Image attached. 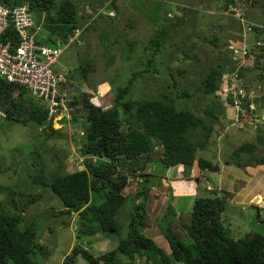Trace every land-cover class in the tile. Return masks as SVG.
<instances>
[{"label":"trees","instance_id":"obj_1","mask_svg":"<svg viewBox=\"0 0 264 264\" xmlns=\"http://www.w3.org/2000/svg\"><path fill=\"white\" fill-rule=\"evenodd\" d=\"M106 1L101 0L100 4L103 5ZM0 3L6 7L26 3L32 15L33 29L38 30L36 42L47 47L65 42L74 30L79 29V20L86 17V14L80 16L74 0H0ZM263 4L264 0L261 6L259 4L262 12ZM220 5L225 12L234 7L242 12L244 6H254L256 3L252 0H222ZM107 6L109 11H112V6L116 9L112 3ZM162 16L165 21H173L165 13ZM107 18L112 17L107 15ZM90 25L91 22L85 29ZM172 27L174 33L175 26ZM244 32L246 37L250 34L247 30ZM107 35L108 33L99 35L101 42L105 41ZM168 35L169 32L163 25L160 27L155 23L153 34L148 38L140 56V70L131 73L124 86H110L113 93L110 108L103 110L91 104L82 92L74 91L75 93L67 95L71 99L68 122L76 125L80 110L84 112L82 131L77 136V151L82 158V169L68 173L61 170L62 163L59 162L56 169L44 178V167L41 166L31 185L48 189L60 201L64 211H68L70 216H76V240L111 234L116 237V246L93 257L85 244L75 243L63 257L61 264H75L78 256L87 264H120L117 259L119 255L125 258L127 264H135V258H141L142 264H264L263 234L251 232L233 239L222 227L220 215L226 206L223 196H229L228 193L215 196L213 192H205L206 196L194 198L187 215L188 233L192 241L184 243L170 227L161 228L160 232L169 249L167 254L151 239L142 235L146 225V200L151 188L149 178L152 177L146 172V166L152 161L156 153L154 150L160 149L157 161L165 170L181 166L184 168L183 173H186L193 162H196L200 171L209 169L210 163L197 158L195 154L207 146L210 134L214 132L212 126L218 123L223 112L231 111L225 110L224 106L222 108V103L214 95L221 75L231 73L236 68L227 46L229 56L220 58V62L209 67L194 90L211 98V102L202 110L204 118L186 108L175 106L176 101L192 97L186 91L173 92L172 95L171 92H158L152 97L125 99L136 79L156 73L155 65L162 64V52ZM7 38L13 44L17 43L11 28L1 37L5 41ZM216 41L215 37L209 40L212 45ZM250 41L251 37H248L247 42ZM72 45L78 47L80 44L75 42ZM85 64L80 68L83 78L95 71L89 67V63ZM255 64L258 68L252 69V78L260 80L263 78L264 67H260L258 59ZM247 69L240 67L237 70L239 79L243 78ZM176 73L181 74L182 71L176 70ZM167 76L171 88L175 89L173 77L170 73ZM103 83L105 82L94 85ZM64 86H61L62 91ZM100 91H107L106 86H101ZM262 100L261 98L260 107L263 105ZM214 105L217 106L216 112L215 109L213 111ZM0 111L4 114L1 119L23 127L32 126L39 130L44 139L58 135V130L52 129L51 122L46 119L44 104L21 86L2 79ZM243 116L241 112L237 114L238 119ZM34 149L37 152L45 151L43 143ZM257 149L250 142L235 147L229 155L228 164L240 169L264 165V155H258ZM242 156H245V161L241 160ZM138 178L142 180L137 181ZM130 179L137 182L135 194L130 197V209L125 214L124 221H121L119 214L126 202L122 193ZM40 197L39 194L26 196L24 202H19V211L24 212ZM165 208L163 218L173 219L175 212L172 207L167 204ZM13 210L14 214H8L0 209V264H44L51 252L37 242L36 221L30 218L24 222L14 206Z\"/></svg>","mask_w":264,"mask_h":264},{"label":"rangeland","instance_id":"obj_2","mask_svg":"<svg viewBox=\"0 0 264 264\" xmlns=\"http://www.w3.org/2000/svg\"><path fill=\"white\" fill-rule=\"evenodd\" d=\"M221 1L107 0L101 5V0H74L80 16L86 14V17L78 22L81 36L77 41L80 45L65 48L51 67V71L55 76L64 77L63 91L66 97L74 91L82 92L86 94L91 104L103 110L108 109L113 103L110 86H124L131 73L140 70L142 62L140 56L148 38L153 34L155 23L160 27L163 25L169 35L162 52V64L155 65V74L136 79L125 99L152 97L158 92L165 94L171 92L172 95L173 92L186 91L192 94V97L188 100L176 101L175 106L186 108L204 118L202 110L211 102V98L194 90L209 67L220 62V58L229 56L227 43L235 40L242 30V23L229 16V12L221 10ZM252 1L256 6H244L240 14L241 18L244 21L261 23L263 18L259 4L261 6L263 0ZM110 3L116 9L112 6V11H109L106 6ZM107 12L112 13L110 16L112 18H107ZM163 13L168 18H173V21L169 19L165 21ZM90 22V27L85 29ZM172 26H175L174 33ZM103 33L108 35L105 41L101 42L99 35ZM212 37L217 40L214 45L209 42ZM63 44L61 42L60 47ZM86 62L95 71L83 78L80 68L84 67ZM176 70H181L182 73L177 74ZM168 73L176 83L175 89L171 88ZM248 74L251 76V73ZM103 81L107 91L101 92L100 87L105 84L97 86L94 84ZM215 97L217 101L220 100L218 95ZM262 101L264 105V99ZM220 102L224 108L223 102L221 100ZM258 103H260L259 99ZM258 103L255 100L254 104ZM214 109L216 112V105L213 106V111ZM83 115L84 112L80 110L76 125L64 121H62L63 126L54 125L52 129L58 130V135L48 139L42 138L39 130L32 126L23 127L0 118V209L8 214H14L13 206L19 211V202H24L26 196L41 195L37 202L24 212L18 213L24 222L30 218L36 221L37 242L51 252L44 264H61L63 257L75 243L85 244L93 257L116 246V237L111 234L81 237L76 240L74 235L76 216H70L69 212L64 211L60 201L48 189L31 185L41 166L44 167L42 174L44 178L56 169L59 162L62 163L61 170L68 173L82 169V158L77 151L79 145L77 136L82 131ZM244 117L246 116L242 118ZM224 120L232 122L229 111H224L218 123L212 126L214 132L210 134L207 146L195 154L197 158L210 163L209 170H205L207 172L206 178L203 179L205 185L199 179L195 193L190 191V195L176 197L177 193L181 194V190L186 191L188 186L192 187L193 182L183 176L191 178L193 173L190 169L183 173L184 168L181 166L165 170L157 161L159 148L154 150L156 153L146 166V172L152 177L149 178L151 188L146 200V225L142 235L151 239L166 254L169 249L160 232L161 228L170 227L184 243L192 241L188 233L187 215L194 198L206 196L205 192H213L215 196H221L220 193H232L233 189L239 187L241 194L237 195L235 200L230 194L223 196L226 199V206L220 215L222 227L233 239L241 238L251 232L264 235V173L256 172L253 178L247 170L244 174V168H236L230 164L224 167L231 150L246 142L257 146L258 155H264V117H259L256 122L235 119L234 125L226 130L224 136L217 139L216 132L227 125L222 123ZM240 123L244 130L239 129ZM41 143L44 144L45 151L37 152L34 148ZM241 160L245 161V156H242ZM176 170L179 171V177L184 179L176 182L179 189L174 191L169 180H177L174 177ZM140 180L142 179H137ZM136 183L134 180H128L123 190L122 194L126 197V202L119 214L121 221H124L125 214L130 209V197L135 194ZM167 204L177 213L173 219L163 218ZM117 259L120 264L128 263L121 255ZM134 260L135 264H142L141 258ZM75 264L87 263L78 256Z\"/></svg>","mask_w":264,"mask_h":264},{"label":"built area","instance_id":"obj_3","mask_svg":"<svg viewBox=\"0 0 264 264\" xmlns=\"http://www.w3.org/2000/svg\"><path fill=\"white\" fill-rule=\"evenodd\" d=\"M228 12L229 16L242 23L244 31L250 32L247 39L251 37V41L249 44L245 43L244 34L240 35L239 44L228 41L227 49L231 52V60L234 61L236 68L231 73L225 72L221 75L215 95L219 96L223 106L233 111L234 115L241 112L246 116L241 120L256 122L259 117H264V109L260 108L258 103L259 98L264 99V71L263 78L254 80L245 78V75L239 79L237 70L240 67H247L245 73L252 72V69L258 68L255 64L257 59L260 67H264V24L242 20L241 11L236 7L229 9ZM107 15L112 16V13ZM33 26L32 15L26 3L11 7L0 3V79L21 86L33 98L40 100L47 110L46 119L51 122V127L63 126L62 121L68 122L70 119L71 99L61 90L65 83L64 77L55 76L51 67L65 48L70 47L73 42L79 43L77 39L80 30H74L63 42L62 47L60 44L47 47L36 42L38 30H34ZM8 28L13 31L17 39L16 44H13L10 38L6 41L1 39ZM255 100L258 103L256 105ZM3 117L4 114L0 111V118Z\"/></svg>","mask_w":264,"mask_h":264},{"label":"crops","instance_id":"obj_4","mask_svg":"<svg viewBox=\"0 0 264 264\" xmlns=\"http://www.w3.org/2000/svg\"><path fill=\"white\" fill-rule=\"evenodd\" d=\"M254 6H256V5H254ZM87 12V11H86ZM261 13H262V18H263V21L261 22L262 24H264V4H263V12L261 11ZM103 84H105V83H103ZM105 86H106V84H105ZM264 107V106H263ZM229 115H230V117L232 118V122L231 121H229V122H227L228 120H224L222 123L224 124V125H226V126H224L222 129L220 128V130L219 131H217L216 132V134H215V136H217V139H219L220 137H222V136H224L225 135V133H226V130L229 128H231L233 125H234V113H233V111H229ZM240 130H244V128H243V125L240 123V128H239ZM233 150V149H232ZM231 150V151H232ZM228 161V160H227ZM227 161H225L224 162V167H228L229 165H228V163H227ZM177 167H180V166H177ZM176 167V168H177ZM170 170H171V168H170ZM207 170H209V169H207ZM206 170V171H207ZM244 170H245V172H244V174H246L247 173V171H248V174L250 175V177H253L254 178V173H256V172H261V173H264V165H259V167H256V166H254V167H245L244 168ZM247 170V171H246ZM168 171V170H167ZM190 172H192L193 174V176H191V178H187L186 180H190V181H192L193 183V185H192V187H190V186H188V188H187V190L186 191H183V190H181L180 191V193L181 194H179V193H177L176 194V197L178 198V197H184V195H190V191H191V193L193 192V193H195L196 191H195V189H196V185H198V180L200 179L201 180V183L203 184L204 182H203V179L204 178H206V173L207 172H205V170L204 171H200L199 169H198V167H197V164H196V162H193L192 163V165H191V167H190ZM251 173V174H250ZM180 175H179V171L178 170H176L175 171V175H174V177L177 179L176 181H172V180H169V181H171V183H172V185H173V188H174V191L175 190H177V185L178 184H176V182L178 181V180H180V179H184V178H180L179 177ZM193 179H197V181H195V180H193ZM246 179V178H245ZM236 180H238V179H236ZM241 181V180H240ZM243 182V181H242ZM245 183V182H244ZM203 185H205V184H203ZM211 185V184H210ZM179 189V188H178ZM228 194H230L231 195V197H232V199L233 200H235L236 198H237V195H240L241 194V192H240V189H239V187H237V188H235V189H233V191H232V193H228ZM233 195V196H232ZM256 196H260V195H256ZM187 198H189V197H187ZM191 198V197H190ZM171 206V205H170ZM261 208V207H260ZM172 209H173V207H172ZM174 210V212H175V216H176V211H175V209H173Z\"/></svg>","mask_w":264,"mask_h":264},{"label":"clouds","instance_id":"obj_5","mask_svg":"<svg viewBox=\"0 0 264 264\" xmlns=\"http://www.w3.org/2000/svg\"><path fill=\"white\" fill-rule=\"evenodd\" d=\"M108 13V12H107ZM109 16V15H108ZM110 17V16H109ZM254 23V22H253ZM241 34H244V35H246L245 34V32H244V28H243V26H242V30H241V33L237 36V38L235 39V40H231L230 42H232V43H234V44H239V40H240V35ZM246 40H247V37H246ZM246 40H245V43H247V44H249V42H246ZM227 46H228V43H227ZM249 73H251V76H249V74H245V78H251V79H253L252 77H253V74H254V71H252V72H249ZM248 77H247V76ZM215 94V93H214ZM235 117H234V119H237L238 120V118H237V115H234ZM239 120H241V119H239ZM243 121V120H242ZM75 225V224H74ZM76 226V225H75Z\"/></svg>","mask_w":264,"mask_h":264},{"label":"water","instance_id":"obj_6","mask_svg":"<svg viewBox=\"0 0 264 264\" xmlns=\"http://www.w3.org/2000/svg\"><path fill=\"white\" fill-rule=\"evenodd\" d=\"M67 213H68V211H67ZM76 228V226L74 225V229Z\"/></svg>","mask_w":264,"mask_h":264}]
</instances>
